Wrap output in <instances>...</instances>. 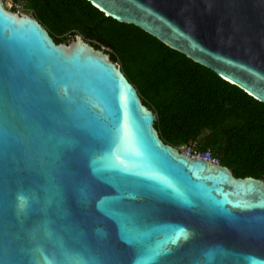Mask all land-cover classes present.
<instances>
[{
    "label": "water",
    "instance_id": "1",
    "mask_svg": "<svg viewBox=\"0 0 264 264\" xmlns=\"http://www.w3.org/2000/svg\"><path fill=\"white\" fill-rule=\"evenodd\" d=\"M86 1L264 104V0ZM155 121L109 54L0 1V264H264V179Z\"/></svg>",
    "mask_w": 264,
    "mask_h": 264
},
{
    "label": "trees",
    "instance_id": "2",
    "mask_svg": "<svg viewBox=\"0 0 264 264\" xmlns=\"http://www.w3.org/2000/svg\"><path fill=\"white\" fill-rule=\"evenodd\" d=\"M12 2H21L56 43L82 36L98 50L107 48L154 111V127L165 144L210 150L237 178L264 179L263 103L86 0Z\"/></svg>",
    "mask_w": 264,
    "mask_h": 264
},
{
    "label": "built area",
    "instance_id": "3",
    "mask_svg": "<svg viewBox=\"0 0 264 264\" xmlns=\"http://www.w3.org/2000/svg\"><path fill=\"white\" fill-rule=\"evenodd\" d=\"M180 153L190 157L191 159H201L214 165H220L218 157L214 156L210 150L202 151L196 146H180L177 149Z\"/></svg>",
    "mask_w": 264,
    "mask_h": 264
},
{
    "label": "rangeland",
    "instance_id": "4",
    "mask_svg": "<svg viewBox=\"0 0 264 264\" xmlns=\"http://www.w3.org/2000/svg\"><path fill=\"white\" fill-rule=\"evenodd\" d=\"M2 2L4 3V7H5L7 10H10V11L15 12V13H20V14H24V15H28V16L33 17V15L30 13V11H28V10L24 7V5H23L21 2H20L19 4H16V5L13 4L12 0H5V1H2ZM14 9H16V10H14ZM80 37H82V36H80ZM73 39H74V38H73ZM73 39H72V38H67V40L64 41V42H62V43H68V42L72 41ZM82 39H83L86 43H88V44H90L92 47H94L93 44H91V42L87 41V40L84 39L83 37H82ZM95 49H96V48H95ZM96 50H97V49H96ZM106 50H108V49H107V48H103V50H101V51H103L104 53L107 54ZM111 60H112V59H111Z\"/></svg>",
    "mask_w": 264,
    "mask_h": 264
},
{
    "label": "snow or ice",
    "instance_id": "5",
    "mask_svg": "<svg viewBox=\"0 0 264 264\" xmlns=\"http://www.w3.org/2000/svg\"><path fill=\"white\" fill-rule=\"evenodd\" d=\"M129 242L131 244V247L129 251L133 254L136 255L139 251H141L138 246H137V241L136 239H129Z\"/></svg>",
    "mask_w": 264,
    "mask_h": 264
},
{
    "label": "flooded vegetation",
    "instance_id": "6",
    "mask_svg": "<svg viewBox=\"0 0 264 264\" xmlns=\"http://www.w3.org/2000/svg\"><path fill=\"white\" fill-rule=\"evenodd\" d=\"M186 146V145H185ZM174 148H176V149H178L179 147H174ZM221 165V164H220ZM233 174H234V172H233ZM234 176L237 178V176L234 174Z\"/></svg>",
    "mask_w": 264,
    "mask_h": 264
}]
</instances>
